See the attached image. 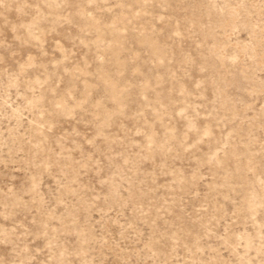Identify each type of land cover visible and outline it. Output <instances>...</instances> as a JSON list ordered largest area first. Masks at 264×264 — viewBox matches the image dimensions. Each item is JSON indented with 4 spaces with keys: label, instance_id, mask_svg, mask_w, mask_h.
<instances>
[{
    "label": "rangeland",
    "instance_id": "obj_1",
    "mask_svg": "<svg viewBox=\"0 0 264 264\" xmlns=\"http://www.w3.org/2000/svg\"><path fill=\"white\" fill-rule=\"evenodd\" d=\"M0 264H264V0H0Z\"/></svg>",
    "mask_w": 264,
    "mask_h": 264
}]
</instances>
